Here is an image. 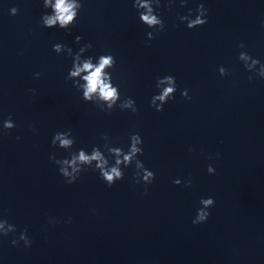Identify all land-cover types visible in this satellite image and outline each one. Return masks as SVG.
<instances>
[{
  "label": "water",
  "instance_id": "water-1",
  "mask_svg": "<svg viewBox=\"0 0 264 264\" xmlns=\"http://www.w3.org/2000/svg\"><path fill=\"white\" fill-rule=\"evenodd\" d=\"M81 2L75 26L63 31L41 27L50 14L42 0H0V129L9 116L15 124L0 135V220L16 228L0 237V264H264V80L250 82L237 59L246 51L264 63V0H187L184 8L176 0L171 11L161 0L166 30L151 41L132 0ZM199 3L207 23L188 30L177 16L192 9L194 18ZM56 43L74 54L90 43L82 59L93 62L111 53L112 82L137 113L106 115L84 103L65 82L72 58L55 54ZM220 66L228 76H219ZM167 75L175 77V99L157 113L149 107L155 78ZM185 89L191 100L181 97ZM69 129L72 151L89 153L103 150L101 133L125 152L139 133L137 159L155 174L147 195L133 182L134 165L110 188L91 169L67 185L48 158L68 156L50 142ZM209 197L207 221L194 226L199 201ZM25 228L31 246L13 247Z\"/></svg>",
  "mask_w": 264,
  "mask_h": 264
},
{
  "label": "clouds",
  "instance_id": "clouds-1",
  "mask_svg": "<svg viewBox=\"0 0 264 264\" xmlns=\"http://www.w3.org/2000/svg\"><path fill=\"white\" fill-rule=\"evenodd\" d=\"M176 0H167L165 5L166 10L171 11ZM43 8L50 10V14L46 12L40 17L41 27L44 29L57 28L58 30L68 31L75 26L78 13L82 8L81 0H42ZM181 8L187 6V0H179ZM132 7L138 13V19L149 31L146 33L147 41H151L156 35L166 30V25L161 18L159 9L161 8V0H132ZM18 9L13 7L9 11V15L15 16ZM209 10L203 3L197 4L195 8V17L193 18V10L188 9L186 15L177 16V19L186 25L188 30L198 27H203L207 23ZM175 27V25H173ZM261 28H264V22L261 23ZM154 30V31H153ZM82 37L76 36L74 43L79 45ZM150 46L149 44L145 45ZM239 49H244L243 42L237 45ZM92 48L90 43H85L79 48L75 54L73 50L62 43H56L52 46V51L60 55L66 53L72 58V66L68 71L65 82H72V87L79 92L80 99L84 103H90L102 113L111 115L113 110L118 108L121 112L129 111L135 115L138 111L135 101L131 97H126L121 100L119 86L112 82V74L109 71L113 69L116 64V59L111 53H104L95 58L88 56L83 58V54ZM237 59L242 63L245 71L251 73L248 80L251 82L253 77H258L264 80V63L258 59L250 56L246 51H240ZM218 74L220 77L229 75L227 69L223 66L218 67ZM40 73H35L34 79H39ZM155 87L158 94L152 96L149 107L155 112L163 111V106L166 103L172 102L175 99V92L177 90L175 77L167 75L164 77L157 76L155 78ZM34 94L33 89L28 90ZM181 97L188 101L191 97L188 95L187 89L181 91ZM15 127V124L9 116L2 123L0 135H8ZM31 131V126L29 128ZM19 139V137H16ZM99 139L103 141L102 149L100 146H93L91 152H86L84 149L72 151L75 143L72 131H58L52 136L50 147L64 150L68 156L63 159H57L53 152L49 155V163L57 167L58 174L64 179L67 185L74 184L80 177V174L88 169L99 174L98 178L107 186L112 187L117 181L124 178L123 169L134 165L135 171L133 174V182L144 186V195H147V188L153 182L155 174L146 169L138 156L143 155L142 138L139 133H132L128 138L127 152L121 147H113L108 133H101ZM192 149L189 148V152ZM218 158V154H217ZM215 169L209 165L207 173L213 175ZM174 185H180L179 179L173 181ZM184 187H191V180L189 179ZM215 201L213 198H202L199 201L198 208L192 224L199 225L207 221L210 213L208 209L214 207ZM69 223L71 220L69 219ZM48 223H56L49 219ZM14 225L9 224L7 220H0V237H7L11 233H15ZM27 228H25L18 238H13L11 244L13 247L18 246L21 242L24 248L31 246V239L27 236Z\"/></svg>",
  "mask_w": 264,
  "mask_h": 264
}]
</instances>
